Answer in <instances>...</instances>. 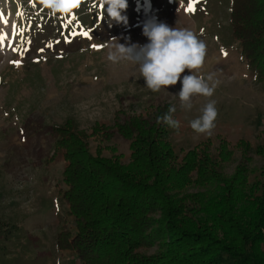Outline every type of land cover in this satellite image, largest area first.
Listing matches in <instances>:
<instances>
[{"label": "rangeland", "instance_id": "obj_1", "mask_svg": "<svg viewBox=\"0 0 264 264\" xmlns=\"http://www.w3.org/2000/svg\"><path fill=\"white\" fill-rule=\"evenodd\" d=\"M29 1L0 0V15L7 21H0V35L6 37L0 45V264H79L72 252L60 251L56 245L65 210L59 198L64 189V163L55 151L51 129L69 122L89 135L93 127L113 131L117 122L133 115L168 112L174 107L171 115L179 127H169L167 136L174 152L179 155L206 144L214 158L218 144L225 142L232 158L223 164L222 173L233 174L241 163L252 174L248 181L255 180L263 165L252 149L264 145V81L246 66L240 44L231 36L229 0H198L193 12L186 11L190 0H127L122 12L126 24L110 21L106 11L83 17V24L89 19L98 21L88 31L89 37L78 34L86 28L77 29L82 16L76 11L53 18L44 15L41 34L21 46L18 5L29 6ZM149 18L193 30L205 42L204 64L194 71L213 76L212 97L194 96L192 108L185 109L178 98L179 81L152 92L140 77L138 65L108 60L116 41L126 46L147 43L142 28ZM72 31L78 39L63 42L60 34ZM13 61H19V66ZM189 74L186 69L181 79ZM209 100L218 110L215 127L210 135L197 134L189 122ZM96 133L89 139L92 154L117 155L127 162L128 140L117 133L105 140ZM240 140L249 144V154L236 148ZM247 158L250 162L245 164Z\"/></svg>", "mask_w": 264, "mask_h": 264}, {"label": "trees", "instance_id": "obj_2", "mask_svg": "<svg viewBox=\"0 0 264 264\" xmlns=\"http://www.w3.org/2000/svg\"><path fill=\"white\" fill-rule=\"evenodd\" d=\"M98 5L82 0L74 10L82 16L77 29L93 30L97 20H81L96 17ZM18 8L23 46L41 34L49 14L38 0ZM228 16L246 66L264 81V0H229ZM67 32L60 36L72 42ZM166 113L133 115L113 131L93 127L89 135L70 122L51 129L64 163L57 248L79 264H264V145L252 149L263 161L254 181L241 163L228 176L222 173L232 158L228 145L220 142L214 158L206 144L178 155L167 139L169 126L157 119ZM96 132L128 140L127 162L92 154ZM248 145L240 140L236 148L249 154Z\"/></svg>", "mask_w": 264, "mask_h": 264}, {"label": "clouds", "instance_id": "obj_3", "mask_svg": "<svg viewBox=\"0 0 264 264\" xmlns=\"http://www.w3.org/2000/svg\"><path fill=\"white\" fill-rule=\"evenodd\" d=\"M38 3L50 16H66L72 15L80 7L82 0H38ZM99 7L102 15L106 11L110 21L127 23V17L122 15L127 8V0H99ZM142 34L147 39L146 44L126 46L116 41L110 46L108 60H126L138 65L140 77L152 92L165 90L179 81L181 90L178 98L185 109L192 108L194 96L212 97L215 90L213 76L196 74L194 71L204 64L207 46L193 30L169 27L155 18H149L143 23ZM186 69L190 74L181 79V74ZM199 111L200 115L192 119L189 126L197 134L210 135L218 115L215 102L209 100ZM174 112L175 108L170 107L168 113L157 119L171 128H178L179 122L171 115Z\"/></svg>", "mask_w": 264, "mask_h": 264}, {"label": "snow or ice", "instance_id": "obj_4", "mask_svg": "<svg viewBox=\"0 0 264 264\" xmlns=\"http://www.w3.org/2000/svg\"><path fill=\"white\" fill-rule=\"evenodd\" d=\"M196 2H198V0H190V2H189V4H188V7H187V9H186V11L187 12H193L194 10H195V8H194V4L196 3ZM35 5H33V7H34ZM18 15H21L19 12L17 13ZM98 18V20L101 18V16H98L97 17ZM75 20V16H73L69 21H68V23L69 24H71L73 21ZM0 21H3V16L2 15H0ZM5 24L7 23V21H3ZM13 31L15 32L16 31V26L15 25H13ZM21 34H22V30H21ZM80 36H83V37H89V32L88 31H80L79 33H78ZM70 35H72V36H76L77 35V32H75V31H72L71 33H70ZM5 35H0V45H2L3 44V42H4V40H5ZM65 42H68L67 40L65 41ZM49 47H51V44H49L48 45ZM94 47H97V46H94ZM14 51H16L17 49H13ZM42 51V50H41ZM222 54H224V55H226V53H223V50H222ZM12 63H14L15 64V66H19V61H13Z\"/></svg>", "mask_w": 264, "mask_h": 264}]
</instances>
